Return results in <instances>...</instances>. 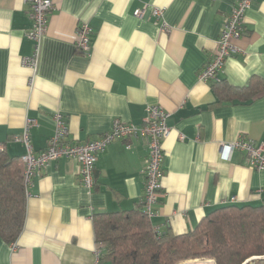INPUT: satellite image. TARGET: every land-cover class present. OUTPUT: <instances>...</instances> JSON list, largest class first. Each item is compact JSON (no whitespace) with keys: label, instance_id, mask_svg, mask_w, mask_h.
<instances>
[{"label":"crops","instance_id":"0c3cea01","mask_svg":"<svg viewBox=\"0 0 264 264\" xmlns=\"http://www.w3.org/2000/svg\"><path fill=\"white\" fill-rule=\"evenodd\" d=\"M52 1L34 76L22 64L33 52L30 7L0 0V144L7 154L26 153L14 137L27 117L37 120L31 144L40 152L54 134L55 113L65 118L68 140L80 144L116 119L142 125L147 106L159 105L171 113V134L163 143L154 230L187 234L218 208L264 202V171L250 167L244 153L223 148L239 137L264 142V0H252L236 42L241 53L226 60L219 83L202 82L199 73L215 55L237 0ZM156 8L164 9L162 18ZM82 22L93 31L90 55L75 46ZM223 86H252L253 94L239 100ZM147 156L143 139L112 143L99 155L92 190L82 185L74 159L44 167L33 177L22 233L12 244L0 238V264H98L103 244L93 217L142 207Z\"/></svg>","mask_w":264,"mask_h":264},{"label":"built area","instance_id":"2783aa9c","mask_svg":"<svg viewBox=\"0 0 264 264\" xmlns=\"http://www.w3.org/2000/svg\"><path fill=\"white\" fill-rule=\"evenodd\" d=\"M30 7L32 25L27 33V38L33 42V52L30 56L22 59V64L28 67L35 76L40 62L41 48L48 25V16L54 9L52 0H25ZM252 0H237L229 17L223 25L221 34L217 41V51L213 58L203 67L199 73V80L205 83L219 81V73L222 71L226 60L235 54L241 53L236 42L241 39L247 11L251 7ZM143 13L142 9L135 11L136 16ZM155 15L162 18L164 9H155ZM166 25H164L165 28ZM93 31L90 25L82 22L76 30L75 46L78 52L90 55L92 49ZM33 78L31 80V83ZM171 113L159 105H148L146 117L142 125H135L116 119L111 129L98 138L86 143L74 144L68 140L69 130L65 118L61 113H55L53 120L55 130L50 138L48 146L35 152L31 144V130L37 126V120L27 117L23 132L16 135L14 140L26 147V153L20 157L23 167L24 183L26 185L27 197L30 196V187L33 177L53 161L62 158H71L80 164V179L82 185L92 190L96 182V164L99 155L109 145L119 140L130 141L131 139H143L146 142L148 156L145 160V194L143 197L142 209L144 214L151 220L157 215L156 205L159 203V196L163 191L165 179L164 149L163 143L170 136L171 128L168 119ZM127 149L131 144H127ZM223 148L229 153L240 151L244 153L246 163L257 171H264V142L256 143L244 137L224 144ZM5 150L0 144V151ZM234 202V199L232 200ZM97 259L101 256V248L96 249ZM263 259L257 257L254 260ZM248 262V261H247ZM178 264H216L212 258L185 260ZM246 264V263H245Z\"/></svg>","mask_w":264,"mask_h":264},{"label":"trees","instance_id":"16d2710c","mask_svg":"<svg viewBox=\"0 0 264 264\" xmlns=\"http://www.w3.org/2000/svg\"><path fill=\"white\" fill-rule=\"evenodd\" d=\"M226 87L224 91L232 89ZM252 90L249 86L230 92L247 101ZM27 200L20 157L0 151V238L8 244L23 231ZM93 226L97 243L103 244L98 264H178L207 258L216 264H245L252 257H264V202L218 208L183 235L154 230L142 207L97 213Z\"/></svg>","mask_w":264,"mask_h":264},{"label":"rangeland","instance_id":"374dc122","mask_svg":"<svg viewBox=\"0 0 264 264\" xmlns=\"http://www.w3.org/2000/svg\"><path fill=\"white\" fill-rule=\"evenodd\" d=\"M258 257V256H255ZM254 257L248 259L247 261H250L251 259H253ZM246 261V264H264V260L263 259H259V260H251L249 263ZM111 264V263H109Z\"/></svg>","mask_w":264,"mask_h":264},{"label":"bare ground","instance_id":"6f19581e","mask_svg":"<svg viewBox=\"0 0 264 264\" xmlns=\"http://www.w3.org/2000/svg\"><path fill=\"white\" fill-rule=\"evenodd\" d=\"M255 258H257V257H254V258H253V259H251V260H254ZM251 260H250V261H251ZM248 263H249V262H248Z\"/></svg>","mask_w":264,"mask_h":264},{"label":"water","instance_id":"95a60500","mask_svg":"<svg viewBox=\"0 0 264 264\" xmlns=\"http://www.w3.org/2000/svg\"><path fill=\"white\" fill-rule=\"evenodd\" d=\"M248 262H250V261H248Z\"/></svg>","mask_w":264,"mask_h":264}]
</instances>
